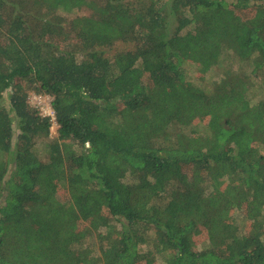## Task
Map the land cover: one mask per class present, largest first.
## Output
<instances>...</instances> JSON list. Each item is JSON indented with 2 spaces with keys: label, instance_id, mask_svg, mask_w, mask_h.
Listing matches in <instances>:
<instances>
[{
  "label": "trees",
  "instance_id": "obj_1",
  "mask_svg": "<svg viewBox=\"0 0 264 264\" xmlns=\"http://www.w3.org/2000/svg\"><path fill=\"white\" fill-rule=\"evenodd\" d=\"M259 80L264 0H0V264H264Z\"/></svg>",
  "mask_w": 264,
  "mask_h": 264
},
{
  "label": "rangeland",
  "instance_id": "obj_2",
  "mask_svg": "<svg viewBox=\"0 0 264 264\" xmlns=\"http://www.w3.org/2000/svg\"><path fill=\"white\" fill-rule=\"evenodd\" d=\"M190 78L195 79V73H194V67L190 66ZM219 71H211L209 72L204 80L201 81V83H205L204 87L209 89L213 86V82L217 81L218 78L221 76L219 75ZM222 74V73H221ZM260 79H263V77H259ZM263 80H259L258 84L255 86V88L250 92V99L252 103H256L261 98H264V85ZM9 95V90L6 91L5 96ZM30 101L34 106H37L42 114L49 115L53 119V110L51 107V101L52 97L50 96H44V95H37V94H31ZM5 104H8V101H4ZM54 120V119H53ZM58 136V125L56 122H53V126L51 129V135L50 138L55 139ZM41 143H39L40 147ZM155 264H163L162 260L157 258Z\"/></svg>",
  "mask_w": 264,
  "mask_h": 264
}]
</instances>
